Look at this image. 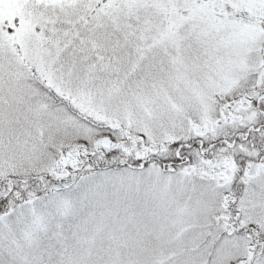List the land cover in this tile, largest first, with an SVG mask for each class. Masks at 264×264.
Listing matches in <instances>:
<instances>
[{
	"label": "snow or ice",
	"instance_id": "snow-or-ice-1",
	"mask_svg": "<svg viewBox=\"0 0 264 264\" xmlns=\"http://www.w3.org/2000/svg\"><path fill=\"white\" fill-rule=\"evenodd\" d=\"M0 264H264V0H0Z\"/></svg>",
	"mask_w": 264,
	"mask_h": 264
}]
</instances>
